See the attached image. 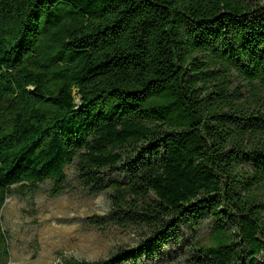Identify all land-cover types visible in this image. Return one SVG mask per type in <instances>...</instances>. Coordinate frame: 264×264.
Here are the masks:
<instances>
[{
  "label": "trees",
  "instance_id": "obj_1",
  "mask_svg": "<svg viewBox=\"0 0 264 264\" xmlns=\"http://www.w3.org/2000/svg\"><path fill=\"white\" fill-rule=\"evenodd\" d=\"M67 167L146 238L56 264H264V0H0V264L11 188Z\"/></svg>",
  "mask_w": 264,
  "mask_h": 264
},
{
  "label": "rangeland",
  "instance_id": "obj_2",
  "mask_svg": "<svg viewBox=\"0 0 264 264\" xmlns=\"http://www.w3.org/2000/svg\"><path fill=\"white\" fill-rule=\"evenodd\" d=\"M65 189L53 195L51 181L37 189L14 186L1 212V226L8 246L7 264H56L63 258L86 261L108 260L119 253L138 249L145 231L116 224L108 216L109 190L91 194L75 176L73 167L65 169ZM112 179H117L114 173ZM209 241V225L185 231ZM171 242L142 254L139 264H168L167 254L183 256L184 250ZM118 264H126L120 262Z\"/></svg>",
  "mask_w": 264,
  "mask_h": 264
}]
</instances>
